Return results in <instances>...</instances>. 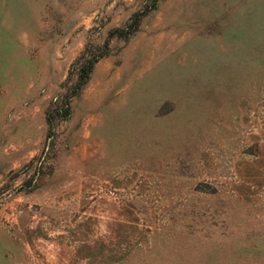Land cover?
Wrapping results in <instances>:
<instances>
[{"label": "rangeland", "instance_id": "1", "mask_svg": "<svg viewBox=\"0 0 264 264\" xmlns=\"http://www.w3.org/2000/svg\"><path fill=\"white\" fill-rule=\"evenodd\" d=\"M0 264H264V0H0Z\"/></svg>", "mask_w": 264, "mask_h": 264}, {"label": "trees", "instance_id": "2", "mask_svg": "<svg viewBox=\"0 0 264 264\" xmlns=\"http://www.w3.org/2000/svg\"><path fill=\"white\" fill-rule=\"evenodd\" d=\"M82 60H84V57H83V58L81 57V58L79 59L78 63H80ZM98 60H99V58L93 59V60H91L90 62H88V66L85 65V67H86L87 69H86V70L84 71V73H82L81 76H80V81L78 82V84H77L76 87H75V95L79 94V92L81 91L82 87L87 83L88 78H89L90 73H91V70H92V67H93V65H94L96 62H98ZM70 110H71L70 105H69V103L67 102V103H66V112H67L66 115H67V117H69ZM67 117H66V118H67ZM48 122H49V125H50L51 127L54 126V123H53V114H52V113L49 114Z\"/></svg>", "mask_w": 264, "mask_h": 264}]
</instances>
